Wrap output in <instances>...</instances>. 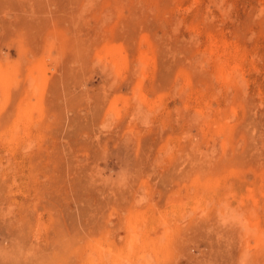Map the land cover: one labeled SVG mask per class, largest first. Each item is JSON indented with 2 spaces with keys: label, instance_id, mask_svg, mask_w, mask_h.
<instances>
[{
  "label": "rangeland",
  "instance_id": "1",
  "mask_svg": "<svg viewBox=\"0 0 264 264\" xmlns=\"http://www.w3.org/2000/svg\"><path fill=\"white\" fill-rule=\"evenodd\" d=\"M0 76V264H264V0H0Z\"/></svg>",
  "mask_w": 264,
  "mask_h": 264
},
{
  "label": "bare ground",
  "instance_id": "2",
  "mask_svg": "<svg viewBox=\"0 0 264 264\" xmlns=\"http://www.w3.org/2000/svg\"><path fill=\"white\" fill-rule=\"evenodd\" d=\"M222 61H223V60H222ZM222 61H221V62H222ZM220 67H221V66H220ZM220 67H219V68H220ZM221 68H222V67H221ZM223 68H225V67H223ZM227 69H228V68H227ZM225 73H226V72H225ZM225 73H224V74H225ZM219 76H220V75H219ZM0 77H1V76H0ZM220 77H222V76H220ZM217 78H218V77H217ZM223 79H225V77H224ZM218 80H219V79H218ZM199 194H200V193H199ZM200 196H201V195H200ZM208 203H209V202H208ZM147 249H148V248H147ZM149 249H150V248H149ZM149 252H150V251H149ZM149 252H148V253H149Z\"/></svg>",
  "mask_w": 264,
  "mask_h": 264
}]
</instances>
